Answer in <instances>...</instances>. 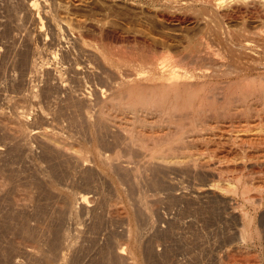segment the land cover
Instances as JSON below:
<instances>
[{
  "label": "rangeland",
  "instance_id": "1",
  "mask_svg": "<svg viewBox=\"0 0 264 264\" xmlns=\"http://www.w3.org/2000/svg\"><path fill=\"white\" fill-rule=\"evenodd\" d=\"M31 1L34 0H0V112H4L3 116L5 113H7L8 116L11 117L16 116L15 119H17L19 115L20 119L22 109L24 112H26L27 110V112H29L27 117L28 121L25 122L26 124L23 125V123H19L22 124V126L20 125L19 127L22 131L17 130L18 127H15L19 125L15 124L17 120L14 122L13 117V119L9 117V119H12L11 121L7 120V114H5V120V116L3 117L0 113V264H264V203H262L263 205L259 204V207L258 205H251L253 215L254 217L256 216V219L254 218L253 221L255 223L253 224L255 226H253V228H260V230L258 231L262 232L259 233V235H263H260L261 238L260 236H258L259 239L256 236L254 237L255 239L252 238L250 240L244 241L245 243L240 242L241 238H239L240 236H238V234L240 235V228L242 226L240 225L241 221L239 220V209L234 208H236V204L239 207L238 203L240 202L241 198L239 195L229 194L228 192L225 193L220 188L216 186L213 187V185L211 184L213 182L225 184L229 180H235V177L233 179L231 175H236V172H239V169H237L236 172L235 170L225 171L224 174H222L221 178H219V176L211 178L212 176L209 177L207 171L202 172V170H199L202 173H198V171H194V168L193 170L188 166H186L187 169L186 167L184 168V166L182 168L180 166H171L167 169H161V173H159L160 169H151V167L147 165V153L146 156L143 155L145 154V151H143L144 149L141 150V152L140 150H137L136 152V149L133 150V147V149H131L130 145L127 148V142H123L125 144L121 142L123 144L122 145L120 141H117L115 135L113 136L111 132L106 133V131H104L98 133L97 136L96 133L91 132L87 121H84L85 118L87 119L88 111L91 110L90 112H95L96 110H99L98 107L101 106V103L100 106H98L99 98L97 96L101 94H99V90L104 88L103 86H107L105 85L106 83L102 79H100L101 77H99V74L102 72V70L100 72L99 70L102 69L100 67L103 65V60H100L99 58L101 57V59H103L102 51H104V41L103 39H101V35L98 34L99 28L96 27L104 26L105 28L108 27L109 29H115L116 26H118L119 28H127V25L131 23H128V21H135L139 19L138 17L140 16V18L143 19L142 15L148 16L149 18L147 17L146 21L152 23L151 20L154 17L153 12L148 10L145 5L143 6L138 4L140 5V8L138 5L136 6L137 3H132L129 0L122 1H128V3L130 2V5L132 3L135 5V7L134 5L130 6L126 2L129 5L127 6V4H124L121 0H37V9L39 11L36 9L35 13L33 12V10L29 9V3H31ZM125 6L130 8V12ZM120 7H122V11L120 10ZM142 7H144V9ZM137 9H140V11H137ZM118 10L120 11L118 12ZM143 10L147 11L144 12ZM255 10L256 9H252L248 12L246 11L248 15L246 14V12L243 13L245 15L236 14V16L232 17V20H234H231V22L230 20H228L229 24L231 23L232 29H234L232 33H234L233 35L235 36H232V38L234 37L235 41L238 40V38L240 39V37L242 36L244 37L245 34H248L245 32L248 27L249 28L247 31H249L251 27L253 31L258 30L259 27L264 28L263 26H261L264 23V18L262 19V17H264V11H260L259 13H257L258 11L256 10L255 12ZM125 11H127V13H125ZM108 12L110 14L109 16ZM122 12L125 13V15ZM128 12L133 13L129 14ZM134 12H137V14H134ZM260 13L262 15H260ZM38 14H40L41 19H43L44 21V25H42L43 27L39 24L38 17H36ZM126 14L128 19L124 17L126 16ZM255 14L257 17L255 16ZM51 16L54 20L50 19L49 21V18ZM120 16L122 17V19L120 18ZM128 16H131L130 19ZM145 16L144 20L146 19ZM123 17L125 20L123 19ZM133 17H135V19H133ZM55 19L58 20V24L62 25V27L60 25L59 30L56 26H53L55 23L52 25L53 22H57V20ZM99 19L102 20V22ZM241 19H244L245 21L243 20L241 23ZM258 19L260 20V22L258 21ZM107 21L109 23H107ZM115 21H117L118 23ZM245 22L246 24H248L246 25ZM102 23L105 25H103ZM39 25L42 27V29H40ZM93 25H95L94 28ZM76 26L78 27V30ZM246 26L247 28H245ZM255 26L259 27L256 28ZM243 27L245 28V30ZM197 28V25L195 26L194 24V26L191 28L192 30L190 29V34L195 35V37H193V40L199 37ZM79 29L82 31V34ZM84 30L87 34L84 33ZM87 30H89L90 32ZM240 30H244L245 34H243L244 32L242 31L240 32ZM194 31L196 34L194 33ZM250 31L249 37L253 32L252 31L250 33ZM73 33H76V36ZM90 36L92 37V39ZM88 37L90 38V40H88ZM246 37L247 35L245 36V38ZM60 38L62 41L60 40ZM128 38H130V40ZM128 38H126L127 43L133 45L132 43H134V41H131L133 40L132 37ZM126 39L123 41L122 39H115L116 41H113V45L115 43V46L126 45ZM120 40L123 44L120 43ZM187 40L188 39L184 37L183 42L180 43L179 47L183 48V45L187 43ZM97 41H101L102 44H98ZM128 44L126 45L127 47ZM101 45L103 46L101 47ZM101 48H103L102 51ZM88 49L90 50L88 51ZM130 49L131 53L133 49L134 53H138L137 49H135V45H133ZM115 51L118 52V50ZM253 51L257 53V51ZM140 53L141 52H139V54ZM224 53L229 54L228 50L223 51V54ZM129 54L130 52L127 56L131 58L141 57L139 56V54H137L136 57V53L130 54L132 56L134 55L133 57L129 56ZM77 56L80 58H78ZM118 56L119 55H117V57ZM63 60H65V62ZM125 65L128 67V64ZM126 66H124V70L127 68ZM70 67H74L72 68L74 71L71 70ZM77 67H79V69ZM60 68L62 69L60 70ZM65 68L67 70H65ZM95 71L96 73H99H97V77ZM61 77L65 78L63 79ZM62 79L64 80L65 84L68 83L69 85L66 84V86H64L65 84H63L64 82ZM66 80L69 81L66 82ZM83 91H86V96L89 95L93 102L92 104H94L95 106L92 104L89 106L88 102L84 104L85 102L83 100V103H81L80 99H82V94H84ZM77 98L79 99V101ZM74 100L78 103H76ZM82 108L84 109V111ZM66 110L68 111L66 112ZM112 111L114 112L115 110ZM84 112H87V114ZM118 113L116 112V114ZM17 114L19 115L17 116ZM121 114L122 113H119L120 117L124 116V114H122V116ZM238 114L241 116H235L233 114V117L229 116L224 118V121L222 120V124L221 122H217L216 124H214L215 126H210L212 128L207 126L208 131L206 132L205 130L204 134L207 139L210 137V140H206L204 142L203 147H206V149H202L201 151L203 153L204 151H206V153H204V157L206 156L205 159H208L210 157L209 160L212 163H218L220 161L227 162V160L228 162L231 160L234 163L237 161L239 162L240 160V162L244 163L242 164V166L246 164L241 169L242 173L244 174L245 172V174H250H247V176H251L252 180L249 177L248 179L254 182L255 185H258V181L264 176V170L260 172L255 171L256 173H252V171H250V160H248L247 157L243 158V144L241 145L239 141L237 142L236 140H234V137L232 139V136L239 134L242 135L245 132L244 130H241L245 128V115L240 113ZM19 119L18 122L20 121ZM228 119L230 120L227 121ZM230 121L231 123L229 124ZM83 122H86V125ZM218 123L219 126H217V129H215L214 127H216ZM11 125H13V127H15L16 129L11 127ZM54 125L56 126V128ZM220 125L223 126L221 127ZM46 126L48 129L50 127L55 128L54 131H56L57 133L60 132V135L67 140V147L69 146L66 151H71V153L68 152L67 154V152L64 151L60 152V150L58 151L57 149L52 147L51 144L48 145L49 143H47V139H44V137L39 134V130L46 128ZM60 127L64 130H62ZM7 128L13 130L8 131L9 129ZM25 129L27 131H25ZM214 129L216 132L214 131ZM16 130L20 133H17ZM23 130L25 131L26 135L22 134L24 133ZM28 131H30L31 133H27ZM212 131L214 132L212 133ZM14 132L15 134H13ZM207 133H212V135L207 137V135H209ZM9 135L10 138L8 137ZM19 135H21L22 137ZM118 136L120 137L121 135L119 134ZM212 136L213 138H211ZM100 138L102 140H100ZM215 138L218 139L216 140ZM112 139L115 142H113ZM212 140L214 141V143L212 142ZM232 141H236V144ZM207 142H210V144L212 142L213 144L210 145L209 143L207 144ZM215 142L219 144L217 145L218 147L216 146ZM46 143L47 146L45 145ZM120 145L122 147H120ZM95 146L97 151H104L106 154L110 153L112 155H118L117 152L119 150L121 154H123H120L121 156L119 155V159L121 158L120 161H122L123 164L125 163V165H128L129 162V165L132 166H136L135 163L139 164L138 162H141L142 165H145L146 163V165L144 166L145 168H141L140 166V169L144 172L141 173V170H139L140 173L136 172L134 174L133 172H128V174L127 172H124L125 170L123 171L122 168V170L117 168L116 172L115 167V171L113 169L112 171H109V169H111V166L113 165H111L110 168L109 165L106 166L107 164L105 163V165H103V163L99 161L96 155L97 151L95 150ZM116 146L118 147V149ZM231 146L236 150L233 152L234 154L232 153L229 156H225L220 153V149ZM78 148L80 149V152ZM210 148L212 150H210ZM214 148L218 151H216ZM81 149H83L82 153L86 154V156L84 155L86 159H83L84 165L82 164L85 168L81 167L82 165L80 162V165L78 164L79 159H77V157H75L76 155L73 154L74 152H72L74 150L79 154L81 153ZM111 149H113V151ZM131 152L134 153L132 154ZM125 153H128V155L130 153L129 158ZM134 154L135 156H133ZM137 154H139L140 157ZM136 157L140 159H137ZM134 158L135 162L133 161ZM141 159H145V163ZM241 159L244 161H242ZM147 167H150L149 172H147ZM153 169L155 171L158 170L157 175H159V177H155L157 176V171L155 172L153 171ZM170 169L172 170L170 171ZM151 170L152 173L150 172ZM189 170H191L192 172ZM120 171H123L121 172L122 174L120 173ZM115 172L119 174H115ZM193 172L195 174H193ZM204 172L207 175H205ZM124 173L125 179L123 178ZM130 173L133 174L130 175ZM166 173L167 175H165ZM136 174L139 177L138 181L140 182L139 184L141 186L137 184V181H134L136 179L132 178L134 176V178L138 179ZM140 174H144L142 175L144 178L140 177ZM160 174H163L162 177L160 176ZM120 175L122 177H120ZM149 175L153 176L150 177L151 181L154 182L155 179L157 180V184H154L150 181V179L148 178ZM197 175H199L200 178ZM223 175H225L226 177ZM247 176L244 175V180L247 179ZM222 177H228V180L226 181V179H223ZM145 179H148L150 182H147L148 180L144 181ZM253 179L255 181H257L258 179L259 180L255 183ZM219 180L222 183L219 182ZM263 180L264 177L260 181L261 184L264 183ZM122 182H124V185ZM134 182H136V184ZM132 183L134 185H132ZM149 183H151L152 185ZM3 184L5 185V187ZM121 185L126 187L123 188ZM137 185L140 187L137 188ZM160 186L162 189L160 188ZM211 186L212 188H210ZM15 187L16 189H14ZM126 189H129L133 192L135 191V193L137 194L127 191ZM143 189L145 192L143 191ZM140 192L142 193V196L147 194V196H145L147 198L145 199L151 198L149 200H146V202H149V204H147L149 205L150 210L152 209L154 212L149 218L148 216H145L147 214L143 213L139 215V220H133V217L135 216H132V214H134V212H138L135 210H138L139 208V204L137 203H139L140 201L138 200V198L140 197ZM146 192H148L149 194ZM253 192L258 195V193H256L255 191ZM253 192L251 193L254 194ZM81 193L89 194L91 200L87 205H84L82 201H79V196L81 195ZM131 193L133 194V197ZM134 195H136V197H139L136 198ZM228 196L229 198H231L229 199ZM18 198L20 201L18 200ZM238 198H240V200ZM132 199L135 202H138L135 204ZM129 200L132 201L130 202V204L132 205L129 204ZM235 201L239 202L236 203ZM151 204L152 208L150 207ZM131 206H134L136 208L132 209ZM131 211L133 212L131 213ZM234 212L238 213L236 215V218ZM130 219H132L133 222H140H137L139 229L137 227V224L129 222ZM135 225L137 227L136 229ZM130 227H134L133 229H135L136 231L139 230L140 235L138 233V236L135 233L136 231L133 233L134 230H130ZM129 231H132L131 233L134 234V236L131 234V238ZM226 234L229 236H227ZM135 235H137V238L140 237V240L138 239L139 242L134 239ZM136 242L139 243L140 248L134 247L137 246ZM125 245L127 246V249H125L126 251L124 250L125 252L122 254L119 250H121L122 246ZM130 247L135 252H133ZM133 248H135V250ZM30 249H34L33 251H36L37 253L40 251V253L38 255L35 254L34 256V253H29Z\"/></svg>",
  "mask_w": 264,
  "mask_h": 264
},
{
  "label": "bare ground",
  "instance_id": "2",
  "mask_svg": "<svg viewBox=\"0 0 264 264\" xmlns=\"http://www.w3.org/2000/svg\"><path fill=\"white\" fill-rule=\"evenodd\" d=\"M129 1L132 3L135 2V4L137 3L136 6L138 4L143 5V6L145 5V7L148 8V10L152 11L154 17L152 16L153 17V19L151 18L152 20L149 19V20H151L152 23H150L149 21H146L148 16L142 15L143 19L140 18L141 17L140 16V17H138L139 19H137L135 21H128V23L129 22H131V23H129L127 25V28H124V27L119 28L118 26H116L115 29H111V28L109 29L108 27L105 28L104 26H99V27L97 26L96 27V28H99L98 34L101 35L100 37H101V39H103V41H104L103 44L105 46L104 47L103 45H101V47L103 46V48H104V51H102L103 48H101V51L103 53V55H102L103 59H101V57L99 58L100 60H103V65L100 67L102 69L99 70V72L101 70H102V72L100 74L98 72L97 73L99 74V77H101L100 79H102L106 83L105 85H107V86L106 87L103 86L104 88L99 90V94L101 93L100 94L101 96L100 95L97 96L99 98V105L98 106H100V103H101V106L98 107L99 110H96L98 112H96V111L90 112L91 110L88 111V114H87V112H84L87 114V119L85 118L86 120L83 117L84 121H87V124H88L91 132L96 133L97 136H98V133H101L104 131H106V133L111 132L113 134V136L115 135L117 141H120V143L121 142L122 143L127 142V145H126L127 148L130 145L131 146L130 148L131 149L134 148L133 150L136 149V152H137V150H140V152H141V150L144 149L143 151H145V154H143V155L146 156V153H147V156H146L147 157V165L150 166L151 169L152 168L160 169L159 173H161V169H167L171 166H180L181 168L183 166H184V168L186 166H188V167H191V169L194 168L195 170L194 169L193 170L195 172L198 171V173H202L203 171H205V172L207 171L208 172L207 174H209V177L212 176L211 178H214L216 176H219V178H221L222 174H224L225 171L235 170V172H236V170L239 169V172H236V175H234V174H233L234 176L231 175V177H233V179L235 177V180H233V181L229 180L227 183H225V184L223 183L224 185L220 184V183H214L213 181H212L213 183H211V184L213 185V187L216 186V187L220 188L225 193L228 192L229 194H234V195L240 196L241 200H240V198H238L240 200V202L238 201L239 202L238 203L235 201L236 203L239 204V207L236 204V208H234V209H239L238 210L239 217H240L239 220L241 221L240 225L242 226L240 228V235L238 234V236H240L239 238H241L240 242L250 240L256 236H257V238L260 235L262 236L263 234L259 235V233L262 232V231L261 232L258 231V230H260L259 227H258L259 229L253 228V226H254L253 224H255L253 221H254V218L256 216L254 217V215H253V212L251 210V208H252L251 205H253V206L258 205V207H259V204L261 205L262 203H264V183L261 184V182H260L264 176L261 179L259 178L260 180L259 179H258L259 181L257 180L259 182L258 185H255L254 182H252L248 179V177H249L252 180L251 176H247L248 173L245 174L244 171H243L244 174L242 173L241 169L246 164L244 166H242V164H244V163L240 162V160H239V162L237 161L234 163L231 160H230L231 162L230 161L228 162V160H227V162H222L219 160L220 162H218V163H212L209 160L210 157L208 159H205L206 156L204 157V153H206V151H204V153H203L201 150L206 149V147L205 148L203 147V144L206 140H208V141L210 140L209 136L212 135V133L215 131V129H217V126H219V123L216 125V127H214L215 129H214V131H212L211 134H209V133H207L209 135L206 134L207 137H209L208 139L206 138V136L204 134L205 130H206V132L208 131L207 126L213 127V126H215L214 124H216L217 122H221V124H222L224 121V118L229 117V116L233 117V114L235 116H237V115H239L238 113H240V114L245 115V119H244L246 121V123H244L245 128L241 129L242 131L244 130L245 132L242 135H240V134L235 135L237 137L232 136V139L234 137V140H236L237 142L239 141L241 143V145L242 144L244 145V146L242 145V148H243L242 150H243V154H244L243 158L247 157V159L250 160L249 161V164L251 166L250 171H252V173L253 172L256 173L257 171L260 172V171L264 170V56H263L264 55V28L258 26L259 29L253 31L251 29L252 28L251 27L250 30H252L253 32L249 30L250 33L252 32V34H250V37H249V31H247L249 27L247 28V26H246L245 27V28H247L246 30L243 27L245 32L248 34H245L244 30L243 31L240 30V32L241 31L244 32L243 34H245V36L247 35V37L245 38V36L244 37L242 36L243 38L240 37V39L238 38V40L235 41V38L234 37L232 38V36H235V35H233L234 33H232V31L234 29H232L231 23L229 24V21H228V20H230V22H231L232 17L236 16V14L240 15L246 11L247 12L251 11L252 9H256L258 11L257 13H259L260 11H264V0H129ZM126 2L128 3V1H126ZM126 2H123V3L125 4ZM132 3H131V5L133 6L134 4H132ZM29 4H30L29 9L33 10V12L36 13L37 0L31 1V3H29ZM128 4H127V6L130 5V4L129 5ZM140 5H138V6L140 7ZM109 7H112V6H109ZM134 7H135V5H134ZM120 8H121L120 10L122 11V7H120ZM126 8H128V7H126ZM136 8H138V7H136ZM142 8L144 9V7H142ZM113 9H112V11H113ZM129 9L130 8H128V10ZM120 10H118V12ZM256 10H255V12H256ZM127 11H125V13H127ZM132 11H133V9H132ZM134 11H136V10H134ZM137 11H140V9L139 10L137 9ZM146 11L147 10H145L144 12H146ZM98 12H101V11H98ZM118 12H117V14H118ZM129 12H130V10H129ZM247 12H246V14H247ZM253 12H254V10H253ZM125 13H123V14L125 15ZM131 13H133V12H131ZM131 13H129V14H131ZM135 13L137 14V12H134V14ZM97 14H99V13H97ZM146 14H148V13H146ZM109 15L110 14L108 12V16ZM243 15H245V14H243ZM260 15H262V14L260 13ZM144 16L146 17L145 20H144ZM255 16H256V14H255ZM36 17H38L39 24L41 26L44 25V21H43V19H41L40 14H38ZM124 17L127 18V14ZM124 17H123V19H124ZM128 17L130 19L131 16H128ZM135 17H133V19H135ZM54 18H56V17H54ZM120 18L122 19L121 16H120ZM237 18H238V15H237ZM263 18L264 17H262V19ZM50 19L54 20V19H52V16L49 18V21H50ZM79 19H80V17H79ZM113 19H115V18H113ZM133 19H131V20H133ZM55 20H57V19H55ZM243 20L241 19L240 22L242 23ZM100 21L102 22V20H100ZM108 21H107V23H109ZM258 21L260 22L259 19H258ZM51 22H53V21H51ZM115 22H117V21H115ZM240 22H238V23H240ZM263 22H264V20H263ZM58 23L59 22L57 20V22L56 21L53 22L52 25L54 24L53 26H56L57 29L59 30V27L61 24H58ZM123 23H124V21H123ZM120 24H121V22H120ZM194 24H195V26L197 25V27H198L197 33H198L199 37H197L196 39L193 40V37H195V35L190 34V31L192 30L191 28L194 26ZM245 24H246V22H245ZM95 25H93V28ZM103 25H105V24H103ZM106 25H109V24H106ZM239 25H241V24H239ZM41 26H40V29H42V27H43V26L42 27ZM110 26H112V25H110ZM261 26L264 27V23ZM61 27H62V25H61ZM69 27H71V26H69ZM113 27H115V26H113ZM258 27H256V28H258ZM76 28L78 30L77 26H76ZM90 28H91V26H90ZM241 28H242V26H241ZM81 29H82V27H81ZM82 31H83V29H82ZM82 31H81V34H82ZM87 31H89V30H87ZM75 32H76V30H75ZM84 33H86L85 30H84ZM84 33H83V35H84ZM194 33H195V31H194ZM93 34H94V32H93ZM241 34H239V35H241ZM62 37H63V34H62ZM128 37H132L133 40H131V41H134V43H132V44L135 45V49H137L138 53L135 52L136 53L135 54L133 52L134 49L132 50V53H131L130 48L133 45L127 43L126 38H128ZM184 37L188 39L187 43L185 45H183V48H180L179 47L180 43L183 42ZM91 39H92V37H91ZM115 39H117V40L122 39V41L126 39V45L128 44L129 48L126 45L115 46L116 43L113 45V43H114L113 41H116ZM128 39L130 40V38H128ZM60 40H61V38H60ZM88 40H90V38ZM101 41L100 42L97 41L98 44H100ZM122 41L120 43H122ZM131 41H128V42H131ZM129 45H131V46H129ZM90 49H88V51ZM115 50H118V52ZM226 50H228L229 54H226V53L223 54V51H226ZM253 50L257 51V53H255ZM101 51H100V53H101ZM129 52H130V54H135V56L137 54H139V52H141L142 54L141 53H140L141 55L139 54V56H141V57L136 56L137 58H131V57L127 56ZM130 54H129V56H132ZM96 55H98V54H96ZM115 55H116V57H115ZM117 55H119V56L117 57ZM227 55H228V57H227ZM69 56H70V54H69ZM73 56H74V54H73ZM60 58H62V57H60ZM78 58H80V57H78ZM242 58L246 59V60H243ZM70 60H69V62H70ZM63 61L65 62V60H63ZM71 63H72V61H71ZM98 64H99V62H98ZM125 64H128V67ZM68 65H69V63H68ZM122 65H123V67H122ZM124 66L127 67L126 68L127 71H126V69L125 70L123 69ZM61 67H63V66H61ZM72 68H74V67H72ZM72 68L70 67L71 70H73ZM77 68L79 69V67H77ZM86 68H87V66H86ZM48 69H49V67H48ZM61 69L62 68H60V70ZM78 69H76V70H78ZM65 70H67V69L65 68ZM95 73H96V71H95ZM97 73H96V77L98 75ZM68 76H70V75H68ZM68 76H66V77H68ZM61 78H63V77H61ZM68 81L66 80V82H68ZM91 81H92V79H91ZM63 82H64V80H63ZM83 82H84V80H83ZM63 84H65V82ZM66 84L69 85L68 83H66ZM66 84L64 86H66ZM78 85H79V83H78ZM85 85H87V84H85ZM94 86H95V84H94ZM71 89H73V88H71ZM85 92H84V94H82V97L80 96L82 98V99H80V101H81V103H83L82 102V100H83L85 102L84 104H86V102H88V105L90 106L93 102H92L91 98L89 97V95L86 96ZM88 93H90V92H88ZM77 94H79V93H77ZM90 96H92V95H90ZM94 97H95V95H94ZM73 99H74V97H73ZM78 101H79V99H78ZM76 103H78V102H76ZM92 105H94V104H92ZM96 107H97V105H96ZM86 108H87V106H86ZM112 110H115L117 113L118 112L122 113V114H124V116H122V114H121L122 117H120L119 113L116 114V112L115 111L113 112ZM67 111L68 110H66V112ZM83 111H84V109H83ZM23 112L24 111L22 109V114H21L20 119H19V116H20L19 114H17V116L19 115L17 117V119H15L16 116L15 117L12 116L14 118V120H13L14 122L17 120V122H15L16 125L19 123H23V125H24V124H26L25 122L28 121L27 117H28L29 112H27V114H26V112H24V113ZM0 113L3 116L4 112H0ZM18 113H20V112H18ZM5 114H7V113H5ZM5 114H4V116H5ZM86 114H85V117H86ZM1 115H0V117H1ZM7 116H8V114H7ZM58 116H62V115H58ZM83 116H84V114H83ZM239 116H241V115H239ZM9 117L12 118L11 116H8L7 120L11 121L13 118L9 119ZM2 118H1V120H2ZM18 119L20 120L19 122H18ZM230 119H228L227 121H229ZM5 120H6V116H5ZM68 122H70V121H68ZM27 123H29V122H27ZM230 123H231V121L229 122V124ZM235 123H233V124H235ZM13 125H14V123H13ZM13 125H11V127H13ZM20 125L22 126V124H19L15 127L19 128ZM69 125H70V123H69ZM80 126H83V125H80ZM220 126L222 127L223 125H220ZM15 127H13V128H15ZM212 127H210V128H212ZM18 128H17V130L22 131L20 128L19 129ZM50 128H52L53 130ZM50 128L48 129L46 126V128H44L42 130L40 129L39 134L42 135L44 137V139H47V141H48L47 143H49L48 145L51 144V146L54 147L55 149H57L58 151L59 150H60V152L64 151V152H67V154H68V152L71 153V151H66L69 147V146L67 147L68 144H66L67 140L65 138H63V136L60 135V132L57 133L56 131H54L56 126H55V128H53V127H50ZM204 128H206V129H204ZM7 129H9V128H7ZM7 129H6V131H7ZM10 130H13V129H9L8 131H10ZM17 130H16V132H17ZM62 130H64V129H62ZM25 131H27V130L25 129ZM25 131H24V133H22V132L21 133L26 135ZM32 131H34V130H32ZM209 131H210V129H209ZM9 133H11V132H9ZM27 133L30 134L31 132L28 131ZM13 134H15V132ZM96 134H93V135H96ZM119 134L121 135L120 137L118 136ZM213 135H215V134H213ZM19 136H21V135H19ZM8 137L10 138V135ZM21 137H19V138H21ZM23 138H25V137H23ZM211 138H213V136ZM106 139H108V138H106ZM215 139L217 140L218 138H215ZM100 140H102V139L100 138ZM213 140H212V142L214 143ZM98 141H99V139H98ZM218 141H220V140H218ZM113 142H115V141L113 140ZM212 142H211V144H210V142H207V144L209 143L210 145H212L213 144ZM235 142H233V143H235ZM47 143L45 144L46 146H47ZM125 143H123V144H125ZM218 143H220V142H218ZM118 144H119V142H118ZM217 145H219V144L216 143V146ZM24 146H25V144H24ZM214 146H215V144H214ZM120 147H122V146L120 145ZM211 148H210V150H212ZM233 148H232V146L227 147V148L226 147L222 148V149H220V153H222L225 156H229L234 151H236ZM117 149H118V147H117ZM78 150L80 152L79 148H78ZM95 150H96V146H95ZM111 150L113 151V149H111ZM133 150H131V151H133ZM215 150L218 151L217 149H215ZM76 151L73 150L72 152H74L73 154L76 155L75 157H77V159L80 160V161L78 160V164L80 162L81 165L82 164L84 165L83 159H86L85 158L86 154L82 153L83 149H81V153H79V154H78V152L76 153ZM143 151H142V153H143ZM103 152L97 151L96 152L97 154L96 153L95 154L97 155L99 161H101L103 163V165L107 164L106 166L109 165V167L111 165H113V166H111L112 168L110 167L111 169H109V171L110 170L112 171V169L115 171V168H116V172H117V168H118L120 170L123 169V171L125 170L124 172H127V173L133 172L135 174L136 172L140 173V171H139V170H141L140 166H141V168H145L144 167L146 165L145 159L142 160L144 156L142 157L141 160L144 161L145 165L144 164L142 165L141 162H138L140 165L135 163L136 166H132V165H129L130 162L128 165H125V163L123 164L122 161H120L121 158L119 159V155L121 154V152L119 150H118L119 153L117 152L118 155H116V154L112 155L110 153L106 154L105 152L104 153ZM124 152H125V150H124ZM135 154L133 156H135ZM121 155H123V154H121ZM126 155H128V153ZM126 155H124V156H126ZM129 155H130V153H129ZM129 155H128V158H129ZM137 155H139V154H137ZM72 157H74V156H72ZM139 157H140V155H139ZM137 159H140V158H137ZM133 161L135 162V158L133 159ZM242 161H244V160H242ZM214 162H215V160H214ZM83 165L81 167H83ZM83 168H85V167H83ZM89 168H90V166H89ZM149 168L147 167V172H149V170H150ZM154 169H153V171H155ZM186 169H187V167H186ZM171 170L172 169H170V171ZM199 170L200 171L202 170V172H200ZM240 170H241V172H240ZM123 171H120V173ZM156 171L155 172L157 175L158 170H156ZM189 171H191V170H189ZM116 172H115V174H119ZM142 172H144V171L141 170V173ZM150 172L152 173V170ZM205 172H204V174H205ZM167 173L165 175H167ZM132 174L130 173V175H132ZM137 174H136V176L138 177L139 174L138 175ZM193 174H195V173L193 172ZM207 174H205V175H207ZM124 175H125V173L123 174V178L125 177ZM142 175H144V174H142ZM142 175L140 177H143ZM162 175L163 174H160L161 177H162ZM244 175L247 176L246 180H244ZM248 175H250V174H248ZM184 176H185V173H184ZM197 176L199 177V175H197ZM223 176H225V175H223ZM120 177H122V176L120 175ZM150 177H153V176L149 175L148 178L150 179ZM155 177H159V175H157ZM260 177H261V174H260ZM132 178L136 179L134 181H137V184L140 183L138 181L139 177H138V179L134 178V176ZM222 178L226 179V181L228 180L227 179L228 177L227 178L222 177ZM118 179H119V177H118ZM147 180L145 179L144 181H147ZM150 181H151V179H150ZM150 181L148 180L147 182H150ZM155 181H156V183H155ZM155 181L154 182L151 181V182H153L154 184H157L156 179H155ZM226 181H224V182H226ZM253 181H255V180L253 179ZM257 181H255V183ZM216 182H218V181H216ZM219 182H221V181L219 180ZM122 183L124 185V182H122ZM134 183L136 184V182H134ZM149 184H151V183H149ZM163 184H164V181H163ZM163 184H161V185H163ZM205 184H207V183H205ZM132 185H134V184L132 183ZM158 185H157V188H158ZM169 185H171V184H169ZM140 186H138L137 188H139ZM4 187H5V185H4ZM4 187H3V189H4ZM7 187H9V186H7ZM122 187L124 188L126 186H122ZM0 188H1V183H0ZM160 188H161V186H160ZM210 188H212V186ZM14 189H16V187ZM144 189H143V191H144ZM1 191H2V189H1ZM127 191H130V190L128 189ZM137 191H138V189H137ZM146 191H147V189H146ZM253 191L258 193V195H256ZM130 192H133V191H130ZM141 192L139 194L141 199L139 196L136 197V195H134L136 198L139 197L138 198V200H140L139 203H137L138 202L137 200H136L137 202H135L132 199L135 202V204L136 203L139 204V206L136 205L139 207V208L137 207L138 210L137 209L135 210L138 212L137 213L134 212V214H132V216L134 215L135 217H137V218L133 217L134 218V219L132 218L133 220H139L138 219L139 215H141L143 213L147 214L145 216H148V218H149L151 216V214H153V212H154L152 209L150 210L149 205H148L149 202L148 201L146 202V200H149L151 198L148 197L149 199H145V198H147V197H145V196H147V194L144 195V192H145L144 191L143 192L144 196H142ZM251 192H253L254 194H252ZM133 193L137 194V193H135V191ZM146 193H148V192H146ZM2 194H5V193H2ZM15 194H16V192H15ZM209 194H208V196H209ZM32 195H33V193H32ZM124 195H125V193H124ZM128 195H129V193H128ZM132 197H133V194H132ZM130 198H131V196H130ZM214 198H216V197H214ZM228 198H229V196H228ZM79 199H80L79 201L80 202L82 201V203L84 205H87L89 203V201L91 200L88 193H81V195L79 196ZM238 199H236V200H238ZM18 200H19V198H18ZM23 201H25V200H23ZM130 202H132V201L129 200V204H130ZM130 205H132V204H130ZM151 206H152V204L150 205V207ZM61 207H62V204H61ZM131 207H132V209L136 208L134 206H131ZM133 211H131V213ZM235 212H234V214H235V218H236V215L238 213H235ZM131 213H130V215H131ZM261 214H263V213H261ZM263 217H264V214H263ZM132 219H130L129 222L132 223L133 222ZM137 222H139V221H137ZM137 222L134 221L133 223L137 224ZM237 222H238V220H237ZM255 222H257V221H255ZM263 222H264V219H263ZM259 225H262V224H259ZM131 227H130V230L131 229H132V231L134 230L133 231V233H134L136 231L135 229L138 227V224H137V227L135 225V229H133L134 227L133 228H131ZM138 229H139V227H138ZM132 231H129L130 232V238H131V234H132L131 232ZM225 231H227V230H225ZM135 233L137 235L139 233V235H140L139 230H137ZM132 235L134 236V234H132ZM137 235H135V238L133 236L132 237L136 241L139 242L140 237L137 238ZM227 236H229V235H227ZM261 236H260V238H261ZM134 239H133V241H134ZM136 245L137 246H134V245L133 246L135 248L136 247L138 248L140 246L139 243H137ZM126 247H127L126 245L122 246V249L119 251L123 254L126 251L125 249H127ZM135 248H133V249L135 250ZM31 249L29 250V253L30 252L32 254L34 253V256H35V254L38 255L40 253V251L37 253L36 251H33L34 249L33 250H31ZM131 250H132V248H131ZM138 251H140V250H138ZM138 251H136V252H138ZM133 252H135V251H133ZM27 255H28V253H27ZM255 256H256V254H255ZM63 257H64V255H63Z\"/></svg>",
  "mask_w": 264,
  "mask_h": 264
}]
</instances>
